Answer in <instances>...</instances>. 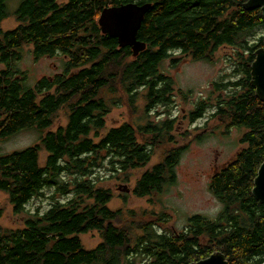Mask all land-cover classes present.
Wrapping results in <instances>:
<instances>
[{
	"label": "trees",
	"instance_id": "1",
	"mask_svg": "<svg viewBox=\"0 0 264 264\" xmlns=\"http://www.w3.org/2000/svg\"><path fill=\"white\" fill-rule=\"evenodd\" d=\"M10 1L0 0V141L32 130L41 138L24 151L0 155V192L17 215L46 191L55 193L56 203L30 215L22 229L0 224V264H193L217 252L229 264H263L264 204L253 190L264 163V103L251 85V70L264 40L247 39L264 29L262 10L247 11L249 0H22L14 13L18 26L6 31ZM131 3L154 7L138 37L147 50L137 58L98 24L105 9ZM225 46L241 49L233 80L222 78L189 114L196 122L210 112L228 128L245 131V148L211 183L222 213L214 220L195 215L184 232L170 234L166 212L112 210L114 194L100 186L97 173L108 171L112 180L129 184L165 147L133 191L139 198L162 195L177 183L176 170L189 149L178 144L170 119L138 128L126 123L104 134L113 107L126 98L137 108L142 96L145 118L161 107L169 114L176 95L188 96L162 72L164 62L176 54L210 62ZM27 48L35 59L63 56V72L30 85L29 74L18 68ZM62 111L67 125L52 130ZM42 152L48 155L44 166ZM90 232L102 237L92 250L81 240Z\"/></svg>",
	"mask_w": 264,
	"mask_h": 264
},
{
	"label": "rangeland",
	"instance_id": "2",
	"mask_svg": "<svg viewBox=\"0 0 264 264\" xmlns=\"http://www.w3.org/2000/svg\"><path fill=\"white\" fill-rule=\"evenodd\" d=\"M21 1L15 0L8 3L11 17L3 22L4 30H13L18 26L14 13L19 8ZM247 39L250 44L264 40V29L254 31L252 35L247 36ZM240 51L241 49L237 47H222L213 55L210 62L195 61L189 56L180 54L173 55V58L179 60L177 64L170 61L164 62L162 72L174 80L177 91L180 90L188 96L187 99H184L182 95H176L171 108H169V114L167 108L161 107L157 113L150 114L149 118H145L142 96L138 98L137 108H131L126 98L122 103L113 107L107 117V130L104 134L110 129L126 123L134 124L138 128L145 127L149 121L160 123L170 119L175 121L178 144L189 145V149L184 153L176 170L177 183L169 187L162 195L139 198L133 194V191L138 179L162 160L166 152L165 147L156 150L149 167L136 172L135 178L129 184L112 180L108 171L97 173L100 186L112 190L114 194V199L109 206L112 210H135L140 215L145 211L166 212L170 219L164 230L170 234L184 232L188 225V219L195 215H202L214 220L222 213L224 205L213 194L211 183L214 175L233 161L238 153L245 148L241 143L245 131L228 128L227 124L213 118V114L210 112L197 123L190 121L189 114L196 103L211 96L215 91V84L222 78L227 79V82L233 80L237 64L235 59L238 58ZM65 59L63 56L35 59L32 50L27 48L24 50L23 60L18 68L29 74V83L34 86L37 81L43 78H52L61 74L64 70ZM4 69L5 66L0 63V72ZM103 95L107 98L115 96L110 92H104ZM67 122L66 112H60L55 118L52 130L66 126ZM199 136H201V140H198ZM40 138L41 134L32 130L0 141V155L24 151L37 145ZM47 158V153L42 152L41 164L43 166L46 164ZM54 194L53 191H46L44 196L33 200L27 206L24 214L17 215L9 197L0 192V209L3 210V216L0 219L1 226L8 230L24 228L25 221L30 215L44 214L52 208V205L56 203L52 199ZM127 195V199L124 200ZM60 199L62 203L67 202V198ZM81 240L88 250L95 249L102 243L101 234L98 232L84 234L81 236Z\"/></svg>",
	"mask_w": 264,
	"mask_h": 264
},
{
	"label": "water",
	"instance_id": "3",
	"mask_svg": "<svg viewBox=\"0 0 264 264\" xmlns=\"http://www.w3.org/2000/svg\"><path fill=\"white\" fill-rule=\"evenodd\" d=\"M153 8L152 4L138 5L136 3L107 8L102 12L98 24L104 35L116 39L120 48H130L134 57L137 58L147 50V44L139 41L138 37L148 13ZM245 9L247 11L261 9L264 15V0H249L245 4ZM251 79V85L255 88L257 97L264 103V47L255 53ZM253 196L258 202L264 204V163L255 180ZM193 264H229V262L223 253L217 252Z\"/></svg>",
	"mask_w": 264,
	"mask_h": 264
},
{
	"label": "flooded vegetation",
	"instance_id": "4",
	"mask_svg": "<svg viewBox=\"0 0 264 264\" xmlns=\"http://www.w3.org/2000/svg\"><path fill=\"white\" fill-rule=\"evenodd\" d=\"M137 4V3H136ZM225 47H228V46H225ZM222 48V47H221ZM221 48H219V49H221ZM176 60H178V59H176ZM168 61H170V62H172L173 64L175 63V58L174 59H170V60H168ZM179 61V60H178ZM201 62V61H200ZM200 120H202V119H200ZM200 120H198V121H196V123L197 122H199Z\"/></svg>",
	"mask_w": 264,
	"mask_h": 264
}]
</instances>
